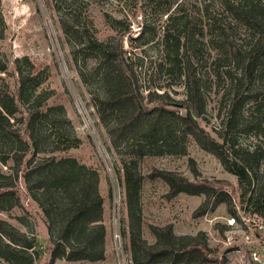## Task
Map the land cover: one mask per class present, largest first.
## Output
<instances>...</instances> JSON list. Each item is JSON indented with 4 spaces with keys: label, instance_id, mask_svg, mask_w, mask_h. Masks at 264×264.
Returning a JSON list of instances; mask_svg holds the SVG:
<instances>
[{
    "label": "rangeland",
    "instance_id": "374dc122",
    "mask_svg": "<svg viewBox=\"0 0 264 264\" xmlns=\"http://www.w3.org/2000/svg\"><path fill=\"white\" fill-rule=\"evenodd\" d=\"M207 4L209 0H0V98L13 96L19 78L27 77L22 113L16 112L10 117L0 107V172L6 177L3 183L12 182L18 201L17 205L0 210V225H10L28 236L35 234L44 247L35 264H47L50 245L42 209L33 198L37 191L29 188L34 178H27L26 183L24 174L38 160L52 156L74 158L97 172L105 227L103 260L66 261L60 258L53 264H133L121 168L123 162L136 159L137 147L131 138L114 145L109 129L121 115L107 111L101 117L99 111V101L106 97L109 85L104 72L105 55L121 38L125 61L135 72L143 103L149 104V92L166 93L173 104L170 108L183 113L179 107L185 100L183 78L176 69L169 71L173 59L165 57L161 40L164 28L170 25L169 15H186L187 21L195 24L196 55H189L185 44L180 52L187 51L192 69L206 86L205 112L197 121L211 137L219 140L216 132L224 114V109L220 111L224 104L220 105L219 100L227 83L221 82L220 87L212 85L216 51L210 21L204 15ZM209 12L213 14L214 8L209 7ZM172 26L182 38L186 32L190 33L189 23L184 25L177 21ZM141 27H145L142 37L134 39ZM93 40L103 46L93 45ZM183 41L181 39L182 44ZM87 44L92 48H86ZM249 106L244 105L242 110H249ZM32 112H37L33 122L37 147L22 150L10 131L19 132L18 121ZM24 139L31 142L28 136ZM235 139L243 147H259L264 155V131L258 130L253 120L246 124L243 121ZM174 146H183L185 153L160 154L157 150L155 155L137 159V171L142 176V240L153 244L155 238L149 227L170 225L178 236L203 233L208 247L219 259L225 256L226 264H253L251 252L264 254V231L258 233L250 224L247 228L241 216L261 219L263 223L264 218L240 211L236 177L225 171L213 155L203 151L189 137L184 139L177 135L172 148ZM18 151L24 160L14 178L17 165L13 158ZM191 163L198 172L197 177L191 171ZM153 168L173 172L189 181L205 179L215 183L231 195L242 223L237 221L233 228L227 226L226 220L232 214L223 203L195 216L205 196L179 193L169 198L168 186L160 179L148 177ZM222 226L223 233L220 232ZM254 234L260 239L256 240ZM0 264L11 263L0 258Z\"/></svg>",
    "mask_w": 264,
    "mask_h": 264
},
{
    "label": "trees",
    "instance_id": "16d2710c",
    "mask_svg": "<svg viewBox=\"0 0 264 264\" xmlns=\"http://www.w3.org/2000/svg\"><path fill=\"white\" fill-rule=\"evenodd\" d=\"M209 7L214 8L213 14L209 12ZM204 15L210 21L213 48L216 51L212 85L215 83L220 87L221 82L227 83L219 100L220 105L224 104L220 108V111L224 109V114L216 132L219 140L211 137L197 121L205 112L206 86L192 69L187 51L180 52L184 44L189 55H196L198 51L194 41L195 24L188 22L186 15H169L167 21L170 25L164 28L161 40L165 57L173 59L169 71L176 69L183 78L185 100L179 106L183 113L170 108L173 104L166 93L149 92V104L143 103L135 72L125 61L122 38L105 55L107 61L104 72L109 85L106 97L99 101L100 115L105 116L107 111L120 114L121 119L109 129L114 145L118 146L131 138L137 147L136 159L123 162L121 168L133 264L227 263L225 256L219 259L215 251L208 247L203 233L178 236L167 225L149 227L155 238L153 244L146 243L140 236L142 176L137 171V159L144 155H155L157 150L160 154L168 152L183 155V146L172 148L177 135L184 139L191 138L203 151L213 155L225 171L236 177L242 213L264 218V155L259 147H243L235 139L243 121L246 124L253 120L255 127L264 131V0H209ZM177 21L184 25L190 24V33L186 32L183 38L172 26ZM64 29L67 32V28ZM144 30L145 27H141L134 39L141 38ZM181 39L184 40L183 44ZM92 44L99 48L103 46L94 40ZM85 47L92 48L90 44ZM25 81L27 77H20L14 95L0 98V107L10 117H14L16 112L22 113L21 105L27 94ZM246 104L250 105L249 110L243 111ZM36 115L37 112L25 114L18 121L19 132L10 131L22 150L37 147L33 123ZM25 136L29 137V144ZM73 145L74 142L70 146ZM13 159L17 165L14 178H17L24 156L18 151ZM191 171L195 177L198 176L193 163ZM30 177L34 179L29 188L36 189L33 198L42 209L47 224V242L50 245L47 264H53L60 258L66 261L103 260L105 227L102 223L103 198L97 190V172L74 158L52 156L32 164L24 174L26 183ZM148 177L162 180L168 186L169 198L179 193L203 194L204 203L195 211V216L203 215L223 203L232 216L242 223L231 195L213 182L205 179L189 181L173 172L155 168ZM3 179L6 177L0 172V210H7L17 205L18 201L12 182L3 183ZM223 230L224 227H220L221 233ZM43 251L44 247L35 234L28 236L10 225H0V258L3 260L11 264H35Z\"/></svg>",
    "mask_w": 264,
    "mask_h": 264
},
{
    "label": "built area",
    "instance_id": "2783aa9c",
    "mask_svg": "<svg viewBox=\"0 0 264 264\" xmlns=\"http://www.w3.org/2000/svg\"><path fill=\"white\" fill-rule=\"evenodd\" d=\"M241 219L243 221H246L244 224L247 228H249L250 226H247V225H252L255 229L256 232L260 233V232H263L264 231V223L261 219H254V218H244V216H241ZM242 222V221H241ZM226 223H227V226L230 227V228H233V227H236L237 225V220L235 217H230L226 220ZM255 235V238L256 240L260 239V236L257 235V234H254ZM250 259H251V262L254 264V263H258V264H264V254H259L258 252H251L250 253Z\"/></svg>",
    "mask_w": 264,
    "mask_h": 264
}]
</instances>
